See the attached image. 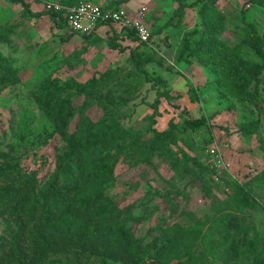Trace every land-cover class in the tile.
Instances as JSON below:
<instances>
[{
    "label": "rangeland",
    "instance_id": "374dc122",
    "mask_svg": "<svg viewBox=\"0 0 264 264\" xmlns=\"http://www.w3.org/2000/svg\"><path fill=\"white\" fill-rule=\"evenodd\" d=\"M25 1L35 13L45 12L48 3L66 6L81 1L108 9L145 8L150 42L136 47L118 28L116 42L151 58L144 69L163 83L153 88L135 70L128 50L111 49L113 31L106 26L83 38L55 29L49 15L32 18L22 6L0 0V173L22 170L35 176L40 186L49 183L65 146L61 134L54 131L58 104L76 108L69 133L83 116L93 123L89 129L100 130L110 139L116 134L109 133L115 123L128 133L146 132L153 114L149 104L162 92L169 98H159L152 129L163 132L173 121L175 142L146 160L133 151L120 155L113 176L102 186L105 206L112 205L117 215L115 231L123 229L155 251L170 238L176 223L200 221L204 232L216 218L232 212L227 202L233 195L232 186L239 185L254 206L235 213L249 227L250 237L257 235L258 250L264 251V69L256 92L251 84L248 95L234 97L220 83L218 66L182 50L186 38L209 37L206 24L215 22L224 46L237 48L247 64L264 67L246 43L249 24L264 35V3L218 0L214 8L220 23L207 12L204 19L199 14L201 5L187 8L181 18L175 16L176 0ZM195 1L186 0V4ZM91 79L96 80V87L77 93L75 84ZM201 119L206 124L197 130L185 123ZM249 126H255L256 133L244 135L241 129ZM212 144L230 163L229 171L210 166L206 149ZM115 150L111 149V155ZM15 222L0 208V239L10 236ZM211 239L195 247L197 264H252L251 257L225 263L217 233ZM178 251L182 257L181 246ZM67 252L51 255L44 262L69 259L72 256ZM146 259L151 261L149 256Z\"/></svg>",
    "mask_w": 264,
    "mask_h": 264
},
{
    "label": "trees",
    "instance_id": "16d2710c",
    "mask_svg": "<svg viewBox=\"0 0 264 264\" xmlns=\"http://www.w3.org/2000/svg\"><path fill=\"white\" fill-rule=\"evenodd\" d=\"M8 1L22 6L32 18L49 15L57 30L66 28L63 13H35L30 10L25 0ZM217 1L197 0L188 5L186 0H176L178 6L174 15L181 18L187 8L201 5L199 14L204 19L207 12L216 16V21L221 23V16L217 15L214 8ZM256 2L263 4L264 0ZM77 3L79 2L66 6ZM105 26L113 31V37L109 41L111 49L119 52L128 50L135 70L153 88L163 83L160 77L151 78L144 69L146 64L152 62L151 58H143L137 48L121 46L116 42L117 28ZM217 26L215 22L206 24V33L209 36L207 38L184 39L183 52L187 51L191 56L218 66L221 73L220 83L230 95H248L251 84L256 92L263 65H249L241 59L237 48L229 49L224 46L219 41L220 31ZM101 27L103 26H97L89 35H77L89 38ZM119 30L124 33V38L129 43L136 42L133 31ZM246 43L264 61V35L260 36L251 24L246 27ZM145 45L147 44H139L136 47ZM96 84V80L91 79L83 84L76 83L75 88L77 93H82L85 89L95 88ZM161 97L169 98L167 94L157 92L155 102L149 104L153 114L148 118L151 123L146 132L140 135L128 133V130H121L115 123L114 129H109V133L114 131L116 134L110 139L108 134L100 130L94 132L89 129L93 123L83 116L78 117L74 131L69 133L76 108L65 107V103L57 105L59 118L54 131L61 134L65 146L63 153L57 156L56 167L49 183L40 186L35 176L22 170L0 173V208L16 221L10 236L5 240L0 239V264H47L44 261L48 257L66 250L71 258L61 257L48 264H197L195 247L210 241L211 237L214 240L215 233L223 246L222 257L225 263L251 257L252 264H264V251L258 250L257 235L250 237L249 227L235 213L254 206L249 193L239 185L232 186L233 195L227 202L228 207L233 209L232 212L216 218L204 232L200 221L187 225L176 223L170 238L160 242V246L154 248L155 251H151L147 244L123 229L117 227L115 231L117 215L113 214L112 205L105 206L102 186L113 176L120 155L133 151L139 154L141 160H146L152 153L175 142L176 126L173 121L169 122L168 129L163 132L152 129L155 117L159 114L158 104ZM192 101H197L196 96ZM185 123L192 130L206 124L204 119ZM241 131L244 135L256 133L255 126L243 128ZM112 148H116L113 155ZM154 244L156 247L157 242ZM180 246L183 248L182 257L178 251ZM148 256L150 262H146Z\"/></svg>",
    "mask_w": 264,
    "mask_h": 264
},
{
    "label": "built area",
    "instance_id": "2783aa9c",
    "mask_svg": "<svg viewBox=\"0 0 264 264\" xmlns=\"http://www.w3.org/2000/svg\"><path fill=\"white\" fill-rule=\"evenodd\" d=\"M47 12L63 13L68 32L89 35L97 26L111 25L118 29H128L134 32L135 45L148 44L151 40V31L146 24V9L141 7L135 11L127 7L105 9L91 1H81L74 6H61L58 3H48ZM206 155L211 167L230 170V163L224 158L219 149L212 144L206 149Z\"/></svg>",
    "mask_w": 264,
    "mask_h": 264
},
{
    "label": "crops",
    "instance_id": "0c3cea01",
    "mask_svg": "<svg viewBox=\"0 0 264 264\" xmlns=\"http://www.w3.org/2000/svg\"><path fill=\"white\" fill-rule=\"evenodd\" d=\"M101 28H102V27H101ZM99 29H100V28H99ZM99 29H98V30H99ZM66 31H67V30H66ZM134 44H135V43H134Z\"/></svg>",
    "mask_w": 264,
    "mask_h": 264
}]
</instances>
